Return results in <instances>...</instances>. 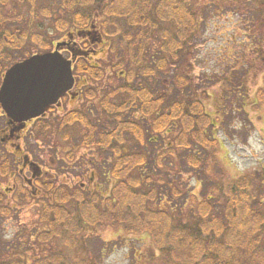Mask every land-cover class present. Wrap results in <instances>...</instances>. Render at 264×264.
<instances>
[{"label": "trees", "instance_id": "16d2710c", "mask_svg": "<svg viewBox=\"0 0 264 264\" xmlns=\"http://www.w3.org/2000/svg\"><path fill=\"white\" fill-rule=\"evenodd\" d=\"M197 1L0 0V82L13 64L52 51L44 21L59 36L94 30L108 46L109 61H116L110 72L118 80L96 109L71 110L55 124L63 141L69 128L82 130L64 154L68 162L78 149L96 151L102 164L100 153L106 154L108 166L99 170L112 181L108 193L36 181L45 197L38 214L43 229L34 241H60L61 249L29 259L0 243V264H98L87 251L84 233L105 227L148 237L152 249L145 264H264V169L237 179L223 177L215 162L220 127L205 110L208 96L180 92L192 90L189 47L198 35ZM200 1L217 9L244 7L264 35V0ZM90 43L83 42L86 50L81 51L88 55L76 59L73 75L97 83L107 70L89 61L95 53ZM156 75L166 76L160 83L170 84V94L148 84ZM83 95L89 101L97 97L91 87ZM250 104L264 111V73ZM52 127L38 119L31 131L43 140ZM11 171L8 161H0V179ZM13 193L15 202L32 198L19 177ZM2 201L0 193V217L10 214Z\"/></svg>", "mask_w": 264, "mask_h": 264}, {"label": "rangeland", "instance_id": "374dc122", "mask_svg": "<svg viewBox=\"0 0 264 264\" xmlns=\"http://www.w3.org/2000/svg\"><path fill=\"white\" fill-rule=\"evenodd\" d=\"M195 10L199 29L196 39L189 47L192 53L189 59L192 90L180 91L181 95L186 96L190 92H195L199 97L204 92L208 96L204 101L205 110L210 116L216 117V124L220 127L215 135L219 141L215 162L221 169L223 177L231 180L260 172L264 169V111L263 109L254 111L250 103L254 92L261 85L264 73V35L257 29L253 12L244 7L237 10L233 5L232 8L221 6L217 9L209 1L199 0ZM40 21L42 22L41 18ZM49 23L44 21L42 29L48 31L47 39L51 40L52 47L56 42L66 41L68 34L59 36L56 32L46 29ZM84 41L86 39L83 37L73 39L78 48L86 50L82 45ZM97 43L96 45L93 42V46H90L91 43L88 44L95 51L89 61L107 70L104 79L97 83L78 81L75 89L77 97L72 102L64 103L62 108L48 116V121L53 127L46 138L37 140L28 130L22 133V136L20 134L22 139L17 142L23 150L22 154L29 156L31 163L46 171L48 176L40 179L41 181L45 179L44 182H52L55 187L68 184L72 189L86 183L89 187H86L85 192L99 190L104 196L108 193L112 181L108 176L104 177L99 167L103 165L106 168L109 158H105L106 154L100 153L106 161L102 164V159L99 160L96 151L78 149L73 161L68 162L64 154L75 143V137L80 135L82 130L77 126L69 128L66 141L62 139L64 133L55 130L56 122L64 113L72 109L93 111L99 98L118 84V80L110 72L111 63L116 61H109L108 46L105 42ZM62 55L65 58L69 57L68 52H62ZM164 78L166 76L156 75L148 80V84L153 90H164L170 94L172 90L170 84L164 86L160 83ZM88 87L96 91L97 97L93 101L86 100L83 95ZM2 123L3 118L0 117V126ZM5 145L0 144V161L6 160L10 163L14 176L0 179L2 203L10 209L9 215L0 217L2 249L19 250L29 259L37 258L49 249H61L60 241L52 242L50 245H38L34 241L35 235L43 229L38 223V214L40 199L45 197V193L35 185V193L37 189L35 197L28 201L15 202L14 193L6 192L5 189L16 187L18 177L15 174L16 167L23 161V156L15 158L12 149ZM13 160H16L14 166ZM90 172L94 174L91 183L88 181ZM25 176L30 179L29 172H26ZM185 179L194 184L192 178ZM198 190L197 188L194 193ZM30 191L33 192L31 188ZM84 234L87 237V251L98 259V264H145L147 254L152 249L148 237L127 236L111 227L89 229ZM100 248H104L103 253H100Z\"/></svg>", "mask_w": 264, "mask_h": 264}, {"label": "water", "instance_id": "95a60500", "mask_svg": "<svg viewBox=\"0 0 264 264\" xmlns=\"http://www.w3.org/2000/svg\"><path fill=\"white\" fill-rule=\"evenodd\" d=\"M75 35L91 38L90 32H77ZM95 37V41L100 42L97 34ZM67 38V41L56 43L52 51L32 55L5 71L0 83V106L9 121L20 124V129L26 122L42 117L49 107L59 105V99L73 88L72 64L77 57L88 53H74L71 48L75 46L72 42L74 36L68 34ZM63 49L70 52V59L62 56ZM23 161L25 165L28 161L26 156ZM30 169L32 178L40 175L36 164H30ZM28 184L31 186V180Z\"/></svg>", "mask_w": 264, "mask_h": 264}, {"label": "flooded vegetation", "instance_id": "af4514ba", "mask_svg": "<svg viewBox=\"0 0 264 264\" xmlns=\"http://www.w3.org/2000/svg\"><path fill=\"white\" fill-rule=\"evenodd\" d=\"M93 45H91V46H93ZM62 52H67V51L63 50ZM78 83H79L78 80L75 79V84L73 86V89L70 92L66 93L59 100V105H55V106L49 107V109L44 113L43 117L38 118V119H45V120L47 119L48 120V116L50 114L54 113V111L59 110L60 108H62L64 103L72 102V100H74L77 97V95H78L76 93V91H75ZM71 95H74V97L72 98ZM69 111H71V110H69ZM0 112H1L0 117L3 118L2 126H0V144L4 143V145L6 144L5 146L10 147L12 149V151L14 152L13 155L15 156V158L18 159V158H20L22 156L24 158L25 155L22 154L23 150L21 149V147L18 146L19 144H18L17 140H19V139L21 140L22 138L20 137V134L22 136V133H25L28 130H30V132L32 133L31 127H32L33 123L36 120H38V119L26 122L24 128L20 129V124L13 123V122H11V121H9L7 119V117H6L5 113L3 112L1 106H0ZM14 142H16V144ZM15 146H16V148L18 150H16ZM23 158H22V160H23ZM27 160L28 161H27V163L25 165H24V161H22L19 165H17L15 174H17V176L20 178L22 185L27 190L29 189L28 191L30 192L31 196L35 197L37 195V189H36V193L34 192L35 191L34 190V186L36 185L35 184L36 181H39L42 178H46L48 175H47L46 171L43 170V168L39 167L40 168V175L38 177L32 178V176H31L32 175V170L30 169V164H32V163H31V159L29 160V156L27 157ZM15 161L13 160V164L14 165H16ZM26 172L30 173V179L25 176ZM13 176H14V172L11 171V174L9 175V177H13ZM93 178H94V174H93V172H90L88 181L91 183V181H93ZM22 179H23V181H22ZM30 180H32L31 181V186H29V184H28V181H30ZM44 181H45V179H44ZM62 185H65V184H62ZM65 186L68 187V184H66ZM78 186H80V188H83L84 190H86V187H89L86 183H81ZM15 188L16 187L14 186L12 189H5V190H6V192H8V191L11 192L12 191V193H13V190H15ZM30 188L33 190V192L30 191ZM69 188H72V187H69Z\"/></svg>", "mask_w": 264, "mask_h": 264}]
</instances>
